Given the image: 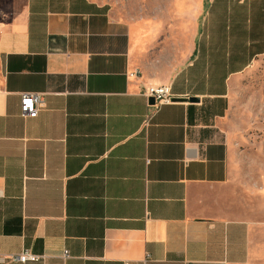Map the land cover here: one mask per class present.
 Wrapping results in <instances>:
<instances>
[{
  "label": "crops",
  "instance_id": "1",
  "mask_svg": "<svg viewBox=\"0 0 264 264\" xmlns=\"http://www.w3.org/2000/svg\"><path fill=\"white\" fill-rule=\"evenodd\" d=\"M109 5L0 0V252L249 263L264 220L242 215L228 114L232 82L264 56V0ZM155 85L174 102L149 103ZM24 92L45 94L35 117Z\"/></svg>",
  "mask_w": 264,
  "mask_h": 264
},
{
  "label": "rangeland",
  "instance_id": "2",
  "mask_svg": "<svg viewBox=\"0 0 264 264\" xmlns=\"http://www.w3.org/2000/svg\"><path fill=\"white\" fill-rule=\"evenodd\" d=\"M118 15L164 13L170 0H106ZM228 125L233 136L234 179L243 216L264 220V56L259 57L230 87ZM247 264H264V232Z\"/></svg>",
  "mask_w": 264,
  "mask_h": 264
},
{
  "label": "built area",
  "instance_id": "3",
  "mask_svg": "<svg viewBox=\"0 0 264 264\" xmlns=\"http://www.w3.org/2000/svg\"><path fill=\"white\" fill-rule=\"evenodd\" d=\"M134 75V74H131ZM144 96L149 99L153 98L154 106L158 107L163 104H169L174 102L173 95L171 93V87L169 85H155L148 86L143 91ZM45 106V94L39 92H24L21 94L20 99V110L23 117H35L38 111ZM149 123V115L147 114L143 125L147 126ZM2 191L0 190V196ZM65 256L67 253L65 252ZM41 258L40 255L32 253L28 249L21 250L14 254H4L0 252V264H7L10 262H27V261H37ZM128 264V263H125ZM143 264H152V260L147 256L143 260ZM189 264V263H186Z\"/></svg>",
  "mask_w": 264,
  "mask_h": 264
},
{
  "label": "water",
  "instance_id": "4",
  "mask_svg": "<svg viewBox=\"0 0 264 264\" xmlns=\"http://www.w3.org/2000/svg\"><path fill=\"white\" fill-rule=\"evenodd\" d=\"M154 102V100H153V98H149V103H153Z\"/></svg>",
  "mask_w": 264,
  "mask_h": 264
}]
</instances>
